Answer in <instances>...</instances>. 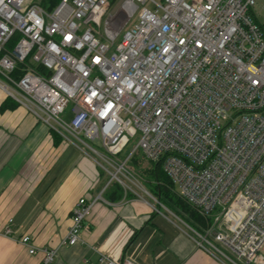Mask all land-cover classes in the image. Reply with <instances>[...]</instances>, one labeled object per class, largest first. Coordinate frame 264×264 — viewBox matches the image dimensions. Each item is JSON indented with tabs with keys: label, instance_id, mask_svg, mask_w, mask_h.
Here are the masks:
<instances>
[{
	"label": "built area",
	"instance_id": "1",
	"mask_svg": "<svg viewBox=\"0 0 264 264\" xmlns=\"http://www.w3.org/2000/svg\"><path fill=\"white\" fill-rule=\"evenodd\" d=\"M41 2L0 0V90L100 167L104 190L136 187L165 207L131 167L137 152L161 161L177 195L209 219L204 232L189 228L197 244L225 264H264L258 0ZM101 198H79L64 243L83 242ZM20 241L36 252L31 236ZM43 250L52 264L56 251Z\"/></svg>",
	"mask_w": 264,
	"mask_h": 264
},
{
	"label": "crops",
	"instance_id": "2",
	"mask_svg": "<svg viewBox=\"0 0 264 264\" xmlns=\"http://www.w3.org/2000/svg\"><path fill=\"white\" fill-rule=\"evenodd\" d=\"M8 98L0 90V264H41L43 249L56 251L52 264H101V255L116 263L225 264L197 244L169 208L136 187L110 200L107 179L92 161L65 157L69 146ZM5 101L10 105L1 108ZM100 193L81 232L83 242L64 243L79 198ZM11 219L12 233L6 234ZM24 235L31 236L35 253L20 241Z\"/></svg>",
	"mask_w": 264,
	"mask_h": 264
},
{
	"label": "trees",
	"instance_id": "3",
	"mask_svg": "<svg viewBox=\"0 0 264 264\" xmlns=\"http://www.w3.org/2000/svg\"><path fill=\"white\" fill-rule=\"evenodd\" d=\"M60 0H42L41 4L50 9L56 6ZM9 99V98H8ZM15 105L17 103L14 102ZM9 102L5 101L1 108L9 106ZM55 140L61 141V137L53 133ZM131 167L137 170L141 175L145 176L149 181L150 191L157 196L159 201L167 208L173 209L182 216H186L192 227L204 232L209 219H206L198 213L189 203L183 201L175 192V187L163 169L162 162L153 163L145 159L141 152H137L131 161ZM110 200H117L122 198V189L118 182L111 183L107 188Z\"/></svg>",
	"mask_w": 264,
	"mask_h": 264
},
{
	"label": "rangeland",
	"instance_id": "4",
	"mask_svg": "<svg viewBox=\"0 0 264 264\" xmlns=\"http://www.w3.org/2000/svg\"><path fill=\"white\" fill-rule=\"evenodd\" d=\"M257 10L258 11H260V14H261V20L262 21H264V0H258V6H257ZM135 20L133 19L129 24H128V26L118 35V37H117V39H116V42H115V45H114V47H116V45L120 42V40L122 39V36H123V34H124V32L131 26V25H134V22ZM104 28H105V20H104V23H103V25H102V30H104ZM70 118V116L68 117V119ZM40 124L44 127V128H46V129H48V127L45 125V124H43L42 122H40ZM52 133V132H51ZM53 134V133H52ZM139 136H137L135 139H133V141H132V143H131V145H129V147L126 149V151H125V153L124 154H127L128 152H130V150L138 143V140H139ZM61 140V142L64 144V145H66L64 142H63V140H62V138L60 139ZM79 156V151L76 149V148H74L73 146H69V147H67L66 148V150H65V157H69V156ZM85 159H87L89 162H90V160L88 159V158H85ZM84 158H82V161H84L85 160ZM92 165H93V167L95 168V171H96V173H101L102 172V169H100V167H98L95 163H93V162H90ZM135 170V169H134ZM135 171H137V170H135ZM138 172V171H137ZM139 173V172H138ZM140 175H141V173H139ZM142 176V175H141ZM106 179H107V177H105ZM141 181H142V184L144 185V187H146L149 191L151 190L149 187L150 186H148L149 185V181H147L146 180V178H145V176L143 175L142 177H141ZM119 185H120V187H121V189H122V198L124 197V196H128V193H126L125 192V190H123L124 189V187H123V185L122 184H120L119 183ZM141 193H143V191L141 190L140 191ZM151 192V191H150ZM175 192H177V188H176V190H175ZM152 193V192H151ZM134 195V194H133ZM156 196V195H155ZM157 197V196H156ZM169 215H170V217H172L173 219H176L177 218V220L181 223V224H183V225H185V227H187V228H190V227H192L193 225H192V223L191 222H189L188 221V219L186 218V216H182L181 215V213H178V212H176L175 210H173V209H170L169 208ZM193 229H195L196 231H199V230H197L196 228H194V227H192ZM197 236V235H196ZM264 252V251H263Z\"/></svg>",
	"mask_w": 264,
	"mask_h": 264
}]
</instances>
